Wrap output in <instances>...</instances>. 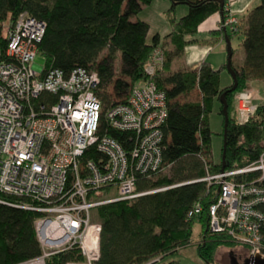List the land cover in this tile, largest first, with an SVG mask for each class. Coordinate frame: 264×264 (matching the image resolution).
Segmentation results:
<instances>
[{
	"label": "trees",
	"instance_id": "16d2710c",
	"mask_svg": "<svg viewBox=\"0 0 264 264\" xmlns=\"http://www.w3.org/2000/svg\"><path fill=\"white\" fill-rule=\"evenodd\" d=\"M222 15L218 25L209 30L208 39L194 34L200 23L218 12V0H169L166 9L169 30L160 38L153 33L146 37L149 24L137 13L151 0H0V49L6 46L3 22L11 24L20 12L41 21L43 34L37 43L36 54L42 57V70L60 69L66 76L77 67L94 69L99 78L95 93L102 102L98 134L107 132L124 148L129 147L124 131L110 128L105 110L122 101L131 86L139 80L152 79L166 99V115L160 126L161 164L150 175L138 174V191L152 190L134 199L117 200L97 207L99 216V256L93 264H177L163 261L168 253L190 243L192 223L201 225V242L196 245L197 256L208 264L214 262L216 250L232 245L223 233L208 231V206L216 200L215 183L200 180L208 172L220 171V162L211 158V135L208 114L215 99L226 103L228 121L224 138V168L242 167L255 160L264 150V99L243 122H239L233 106V95L254 81H264V0L249 8L238 19L236 29L222 26L227 17L228 1L222 0ZM187 4V11L176 17L175 7ZM237 18V17H236ZM242 35L243 57L240 63L230 60L236 86L220 87V70L225 63L212 67L206 60L195 68L172 69V59L186 45L212 42L232 34ZM164 52V62L152 76L145 66L153 48ZM232 52V49H231ZM119 55L118 69L114 61ZM197 91L198 98L185 99ZM38 102L50 103L56 95L40 92ZM222 104L219 102V113ZM223 126V116H222ZM223 142V140H222ZM88 157L103 155L92 145ZM222 152V146H221ZM257 173L236 175L234 180H247ZM20 198L0 193V264H13L40 252L35 237V211L13 205ZM202 207L197 216L188 217L195 203ZM80 258L74 250L49 256L47 264H64ZM156 259V260H154Z\"/></svg>",
	"mask_w": 264,
	"mask_h": 264
},
{
	"label": "built area",
	"instance_id": "2783aa9c",
	"mask_svg": "<svg viewBox=\"0 0 264 264\" xmlns=\"http://www.w3.org/2000/svg\"><path fill=\"white\" fill-rule=\"evenodd\" d=\"M229 5L222 26L233 31L238 20ZM5 28L6 46L0 49V193L20 198L12 204L37 213L32 224L40 248L39 254L13 264H47L49 256L67 250L80 258L64 264H93L99 256L101 220L92 211L152 192L138 191L136 177L160 167L165 95L152 79L139 80L122 101L105 110L108 126L127 132L126 149L107 132L98 134L102 102L95 93L97 72L77 67L65 76L60 69L44 72L35 65L44 24L26 12ZM163 62V50L153 48L146 75H154ZM42 91L56 99L38 102ZM240 94L235 113L243 122L256 103L246 99L248 91ZM92 145L103 157L87 156ZM206 169L200 180L218 185L216 200L207 209L208 231L245 247V258H264V150L242 167L214 173ZM251 173L257 174L232 179ZM201 210L197 202L187 215Z\"/></svg>",
	"mask_w": 264,
	"mask_h": 264
},
{
	"label": "rangeland",
	"instance_id": "374dc122",
	"mask_svg": "<svg viewBox=\"0 0 264 264\" xmlns=\"http://www.w3.org/2000/svg\"><path fill=\"white\" fill-rule=\"evenodd\" d=\"M259 0H251L249 7L256 5ZM169 0H151L150 4L144 5L137 13V17L141 20H145L149 24V30L146 40L149 41L153 33L158 32L160 38L169 30V23L167 20L166 9L168 8ZM229 5V4H226ZM233 2H230L229 10L232 13ZM187 11V4H178L175 7V16L179 17L185 14ZM236 16H240V13L234 11ZM233 15V14H232ZM238 20V19H237ZM9 23L8 19L3 22V31H6L5 26ZM202 24L208 25L207 18L203 20L198 26V31L194 36L198 39H208L210 34L208 31H202ZM208 26L205 28L207 29ZM242 35L239 33L232 34L229 44L232 49L231 60L234 64L240 63L243 57V49L241 46ZM193 50L183 51L179 56L172 59V69L177 68H193L199 64L194 60L200 56H206V61H209L213 67H218L221 63L226 61V42L224 38L217 37L212 42H202L199 44H193ZM202 61V60H201ZM33 63L38 66L43 65V59L36 54L33 59ZM119 55H117L114 61V71L118 69ZM231 82L230 73L226 68L220 70V87L228 85ZM248 91L249 95L246 99H251L255 103H259L264 99V81L254 80L247 88L237 90L233 95V106L235 108L236 99H240L241 92ZM185 99L198 98L197 91L191 92ZM219 100L213 101L212 109L208 114L209 126L212 131L211 135V158L214 162L219 163L221 158V146H222V115L219 111ZM238 103V102H237ZM236 103V105H237ZM94 217L96 216V209L92 211ZM97 217V216H96ZM95 217V218H96ZM201 225L197 219L192 223L190 243L175 249L164 256L163 261L174 260L177 264H208L197 256L196 245L201 242L200 235ZM224 245L216 250L214 255V262L212 264H229L230 254L234 256L236 261L242 262L246 255V248L238 245Z\"/></svg>",
	"mask_w": 264,
	"mask_h": 264
},
{
	"label": "water",
	"instance_id": "95a60500",
	"mask_svg": "<svg viewBox=\"0 0 264 264\" xmlns=\"http://www.w3.org/2000/svg\"><path fill=\"white\" fill-rule=\"evenodd\" d=\"M218 1L220 3L219 15H222L223 1L222 0H218ZM223 29H224V27H223ZM223 38L225 39V42H226L225 66H226V69L230 73V76L233 80V84L230 87V89L232 90L236 86V81H235L234 73L230 67L231 47H230L228 38L226 36H224ZM220 102L222 104L221 113L223 116V127H222V140H223V142H222V152H221V158H220V165H221L220 170H222L224 168V138H225V133H226V125H227V121H228V115H227L226 103L221 97H220ZM154 260H156V259H154ZM240 264H264V258H261L259 256L251 257V258H244V260Z\"/></svg>",
	"mask_w": 264,
	"mask_h": 264
},
{
	"label": "crops",
	"instance_id": "0c3cea01",
	"mask_svg": "<svg viewBox=\"0 0 264 264\" xmlns=\"http://www.w3.org/2000/svg\"><path fill=\"white\" fill-rule=\"evenodd\" d=\"M226 1L233 2V5H232V14L235 17H237V19H240V17L249 9L248 8L249 7V3L251 2V0H226ZM234 11L237 12V13H240V16H236V14L234 13ZM219 19H220V15H219L218 12L211 14L209 17H207V21H208V25L207 26H208V28L205 29L207 26H205V24H202V26L204 27V28H202V31H208V33H209V30L210 29H212V28H214V27H216L218 25V20ZM193 44H199V43H197V42L190 43V44H188V45L185 46V48H184L183 51H186V50H190L191 51V50H193L192 49L193 48L192 47ZM205 58H206L205 55L204 56H200V57L196 58L194 60V62L195 61H198L199 59H201L203 61V59H205ZM201 60H199V61L201 62ZM210 65H211V63H210ZM197 66H198V64L196 62V66L195 67H197ZM195 67L193 66V68H195ZM251 84H252V82H251Z\"/></svg>",
	"mask_w": 264,
	"mask_h": 264
},
{
	"label": "flooded vegetation",
	"instance_id": "af4514ba",
	"mask_svg": "<svg viewBox=\"0 0 264 264\" xmlns=\"http://www.w3.org/2000/svg\"><path fill=\"white\" fill-rule=\"evenodd\" d=\"M229 264H240V262L236 261L234 256L232 254H230Z\"/></svg>",
	"mask_w": 264,
	"mask_h": 264
}]
</instances>
